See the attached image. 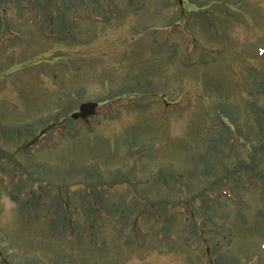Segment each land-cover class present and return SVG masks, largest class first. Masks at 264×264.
<instances>
[{"label": "rangeland", "instance_id": "obj_1", "mask_svg": "<svg viewBox=\"0 0 264 264\" xmlns=\"http://www.w3.org/2000/svg\"><path fill=\"white\" fill-rule=\"evenodd\" d=\"M0 264H264V0H0Z\"/></svg>", "mask_w": 264, "mask_h": 264}, {"label": "water", "instance_id": "obj_2", "mask_svg": "<svg viewBox=\"0 0 264 264\" xmlns=\"http://www.w3.org/2000/svg\"><path fill=\"white\" fill-rule=\"evenodd\" d=\"M96 111V104L94 103H85L81 106L80 113L74 115V117L82 116L88 118L90 115L94 114Z\"/></svg>", "mask_w": 264, "mask_h": 264}]
</instances>
